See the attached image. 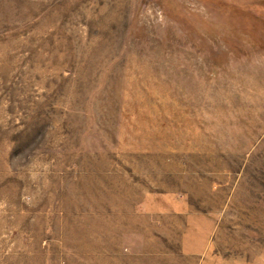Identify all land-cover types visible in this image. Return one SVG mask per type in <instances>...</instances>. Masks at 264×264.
<instances>
[{
  "label": "rangeland",
  "instance_id": "rangeland-1",
  "mask_svg": "<svg viewBox=\"0 0 264 264\" xmlns=\"http://www.w3.org/2000/svg\"><path fill=\"white\" fill-rule=\"evenodd\" d=\"M0 264H264V0H0Z\"/></svg>",
  "mask_w": 264,
  "mask_h": 264
}]
</instances>
